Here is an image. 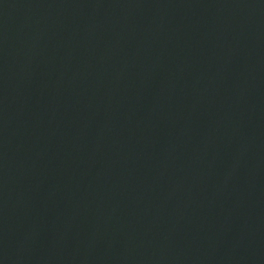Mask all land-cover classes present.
I'll return each instance as SVG.
<instances>
[{
    "label": "water",
    "instance_id": "water-1",
    "mask_svg": "<svg viewBox=\"0 0 264 264\" xmlns=\"http://www.w3.org/2000/svg\"><path fill=\"white\" fill-rule=\"evenodd\" d=\"M0 264H264V0H0Z\"/></svg>",
    "mask_w": 264,
    "mask_h": 264
}]
</instances>
